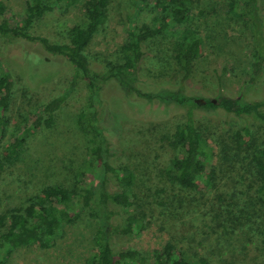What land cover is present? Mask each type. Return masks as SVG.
I'll return each instance as SVG.
<instances>
[{
    "label": "rangeland",
    "instance_id": "374dc122",
    "mask_svg": "<svg viewBox=\"0 0 264 264\" xmlns=\"http://www.w3.org/2000/svg\"><path fill=\"white\" fill-rule=\"evenodd\" d=\"M24 1L0 0L4 8L0 22L21 24L25 16ZM179 1L191 8L193 21L180 25L171 35H158L148 40L145 56L131 86L140 94L182 88L181 92L186 96L213 98L222 94L247 101L264 98V74L254 82L249 78L251 43L246 21L229 19L230 16L224 14L226 0ZM134 2L111 0L104 24L85 50L89 67L98 76V90L94 89V96L90 82L78 80L71 86V68L60 56L47 54L36 42L21 38L0 39V62L13 80V89L7 93L8 106L1 112L2 117L17 120L20 116H29L56 97L65 98L51 126L27 134L14 164H4L2 159L5 156L2 147L9 139L8 132L0 138V216L4 215L2 221L6 224L7 211L25 205L30 198L47 206L49 203L39 194L47 185L82 190L95 189L103 182L106 191L112 193L117 190V183L108 168L119 169L124 165L134 173L132 191L141 207L122 209L108 202L111 225L133 223L135 217L142 219L144 225L150 224L140 233L113 234L114 247L121 251H136L146 258L154 251L161 252L166 243L181 247L189 255L193 251L203 253L198 242L205 229L197 214H187L180 220L167 223L164 217L158 218L149 211L151 206L156 209L153 201L164 188L163 172L174 155L167 142L182 121V110L156 98L146 101L133 90L123 91L113 79L101 81V75L117 62L118 49L125 42V19L133 11ZM261 5L264 17V0ZM81 8L78 5L68 11L53 9L33 22L29 32L45 37L51 43H62L71 25L83 18ZM140 20L148 22V19ZM194 34L203 39V46L194 61L191 77L183 84L173 47L182 37ZM26 56L35 57L26 59ZM90 106L95 110L96 125L108 150L106 160L89 154L86 132L77 123L84 112L90 111ZM197 113L196 119L215 158L220 157V149L225 144L232 145L231 133L243 125L251 126L260 139L259 128L251 120L246 122L221 111L206 113L200 109ZM210 168L215 170L214 160L205 171ZM204 190L203 184L196 183L190 194L199 197ZM95 231L94 221L86 211H81L73 216L70 224L59 230L50 248L29 246L18 249L3 264H92ZM216 237L217 232L210 235L211 244L214 245L212 239ZM239 244L241 242L232 252L235 256L232 261L245 264L242 254L248 253V258L254 257L258 264H264L262 249L253 255V247L242 251L237 246ZM227 259H230L228 255Z\"/></svg>",
    "mask_w": 264,
    "mask_h": 264
},
{
    "label": "trees",
    "instance_id": "16d2710c",
    "mask_svg": "<svg viewBox=\"0 0 264 264\" xmlns=\"http://www.w3.org/2000/svg\"><path fill=\"white\" fill-rule=\"evenodd\" d=\"M110 1L53 0L52 3H47L43 0H25L23 21L19 25L1 21L0 39L21 38L36 42L47 54L60 56L71 68V86L78 80L90 82L94 96L98 90V76L91 71L85 50L104 24ZM262 3L263 0H226L223 9L224 14L230 16L229 19H242L248 24L251 43L249 78L253 82L264 74ZM134 4L133 11L125 19V42L118 49L117 62L101 75V81L113 79L123 91L133 90L146 101L156 98L182 110V121L174 128L167 142L174 155L163 172L164 188L153 201L156 209H151V206L149 211L151 215L157 214L158 218L164 217L167 223L180 220L187 214H197L205 229L198 242V248L203 253L193 251L189 255L181 247L166 243L161 252L154 251L146 258L139 256L136 251H121L114 247L113 234L140 233V230L150 224L147 222L144 225L142 219L135 217L133 223L111 225L108 202L122 209L141 207L138 197L132 191L134 173L123 165L119 169L110 166L108 168L117 183V190L112 193L106 191L103 182L95 189L82 190L47 185L39 191L42 198L49 203L47 206H41L35 202V198H30L25 205L7 211L6 224L2 221L4 215L0 216V264L14 251L24 247L50 248L59 230L70 224L73 216L81 211H86L96 225L92 264H236L232 261L235 258L232 252L239 242L241 244L237 246L242 251L246 247H253V255L261 249L264 252V98L247 101L222 94L213 98L186 96L181 92L182 88L155 94L138 93L131 83L145 56V44L158 35H171L180 25L192 22L193 15L191 8H187L179 0H135ZM78 5L82 6L83 18L71 25L62 43H51L47 38L29 32L33 22L53 9L68 11ZM3 12L0 2V16ZM142 18L148 19V22L142 23ZM229 19L226 17V20ZM202 46L203 39L195 34L182 37L174 43V59L181 72L180 81L183 84L191 77L194 61ZM34 57L26 56V59ZM12 89V77L0 62V138L8 132L9 139L2 147L5 155L2 157L3 163L7 165L18 160L30 131L53 124L55 114L65 100L64 97H56L29 116H20L17 120L5 119L1 112L8 106L7 93ZM93 109L90 106V111L84 112L77 119V123L86 132L89 154L106 160L108 150L101 130L96 125V113ZM200 109L206 113L221 111L226 116L246 122L251 120L259 128L260 139L255 136L251 126L243 125L231 133L232 145L225 144L220 149V157L215 158L204 130L196 119ZM213 160L215 170L210 168L205 171L207 166L213 164ZM196 183L205 187L199 197L190 194ZM216 232L218 237L212 239L215 242L213 245L209 237ZM227 255L231 260L227 259ZM242 255L245 264H258V259L248 258V253Z\"/></svg>",
    "mask_w": 264,
    "mask_h": 264
}]
</instances>
